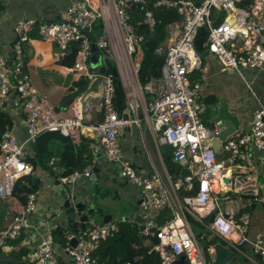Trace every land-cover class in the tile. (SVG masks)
I'll return each mask as SVG.
<instances>
[{"label": "built area", "instance_id": "obj_1", "mask_svg": "<svg viewBox=\"0 0 264 264\" xmlns=\"http://www.w3.org/2000/svg\"><path fill=\"white\" fill-rule=\"evenodd\" d=\"M93 1L74 2L56 22L21 19L15 26L11 58L0 56V107L5 108L10 102L13 109L22 112L27 130L25 141H18L9 129L0 143V199L10 200L18 210L11 224L0 232V254H9L14 248L11 243L33 228L30 217L38 211L37 190L26 193L24 199L17 193L19 181L37 178L28 161V149L42 134L59 132L76 146L81 145L83 136L91 139L92 154H102L116 164L121 178L140 190V208L145 213L142 236L153 242L147 254L152 264H175L181 257L186 264H212L216 259L215 240L241 256L246 264H264V231L255 239L250 236L253 212L260 207L264 209V196L257 193L248 200L240 197L254 181L255 151L260 154L264 168V106L253 113L244 134L221 143L224 160L219 159V146L215 143L219 142L221 131L208 128L201 119L207 110L200 91L208 67L195 47L199 30L206 27L209 36L205 50L217 59L223 72L242 75L244 69H264V0H253L247 8L238 6L241 0H100L97 4ZM132 6L145 10L149 6L175 9L181 17L180 22L170 25L169 43L163 52V83L156 86L151 81L143 87L149 94L144 110L157 143L171 147L174 162L181 170L190 172L189 176L180 175L171 181L174 195L160 176L140 175L123 156L119 136L127 126L139 121L125 120L117 109L115 78L92 74L88 68L95 43L102 59L115 64L128 99L125 109L136 114L138 92L142 88L135 57L143 37L137 34L136 20L129 14ZM145 12L143 24L153 30L154 12L150 9ZM215 12L224 16L221 22L215 19ZM99 21L103 34L96 41L94 29ZM34 34L58 46V61H65L72 48L78 49L75 63L67 64L64 70L74 78L89 81V89L65 112L37 90L27 70L25 45ZM193 72L199 73V77L192 81ZM94 99L99 100L103 118L87 124V113ZM240 165L244 168L243 182L236 187V179L227 172V167ZM91 173L88 168L64 181L74 184L81 177L90 178ZM213 210L215 219L209 223ZM164 211H169L171 217L160 223L158 218ZM192 220L206 229L205 237L195 234ZM117 232L118 227L112 222L81 232L77 245L67 250L72 264H101L96 253ZM75 237L72 234L68 238L70 245ZM202 240L206 241V247L201 245ZM28 256L30 264H61L52 233L35 242Z\"/></svg>", "mask_w": 264, "mask_h": 264}, {"label": "crops", "instance_id": "obj_2", "mask_svg": "<svg viewBox=\"0 0 264 264\" xmlns=\"http://www.w3.org/2000/svg\"><path fill=\"white\" fill-rule=\"evenodd\" d=\"M78 0H0V56L10 59L12 56V45L15 42V26L21 19L29 18L38 21L56 22L59 20L63 11ZM100 0L93 1L94 4ZM105 1V0H104ZM198 1V0H196ZM102 29V21L95 26V33ZM168 38L163 43L160 53H163L170 39V25L167 28ZM94 33V34H95ZM27 55V70L31 80L37 90L46 96L61 111L63 99L77 90L75 84L80 80L66 74L65 61H58L59 49L52 42L43 41L37 34H34L25 45ZM72 49L69 51L71 55ZM141 56L137 59L140 62ZM203 64L208 67L206 79L203 81L200 95L203 101L225 102L239 117V130L231 137H238L248 130L253 113L261 106H264V69H244L243 74L223 72L222 67L214 56L203 59ZM196 73L193 74V77ZM140 82V81H139ZM122 83V82H121ZM142 90L138 92L137 103L139 105L136 114L129 113V121L138 120V123H131L120 134V144L123 156L133 163L138 173L142 176L152 177L160 176L168 189L173 193L171 168L176 164L173 160L172 149L169 146L157 143V135L154 132L150 122L147 119L144 104L149 101V94ZM128 99L126 101V104ZM99 100L91 101V106L87 113L86 123L94 124L102 120V112L99 107ZM6 111L13 120V135L22 142L27 136L25 115L12 108L11 103L7 102ZM127 111L123 110V115ZM122 115V116H123ZM207 116V117H206ZM207 118V119H206ZM204 122L210 126L208 112H205ZM229 139V138H228ZM92 141V140H91ZM222 141L218 144V158L224 160V154L221 151ZM29 157H33V146L29 147ZM64 152V146L61 142L55 143V176L47 171L37 169L36 189L38 191V211L30 217L33 228L25 233V246L33 251L35 242H39L47 233H52L57 228H61L67 236L66 245L60 240L55 239V251L61 264H72L67 250L72 247L68 240L72 233L68 230V219L64 210L65 199L63 193L66 191L70 197H75L78 201H88L89 205L100 211V222L97 225H105L103 216L127 207V211L122 219L112 221L119 228L125 227L137 230L139 240L147 246V240L144 242L140 239L141 227L145 223V213L141 210L138 202L140 201V190L127 183L121 178L119 167L109 162L106 157H96L90 166L92 170L97 166L99 178L96 180L87 179L84 183H77L68 186L66 178L60 177V173L65 170L66 166L61 163L60 155ZM30 162V161H29ZM31 163V162H30ZM254 163L256 171L253 172L254 181H256L258 194L264 196V168L260 163V154L254 152ZM85 169V171H86ZM244 171L242 165L227 167V172L236 179ZM54 177V180H50ZM262 180V182H261ZM59 181V183H58ZM8 200L0 199V232L5 230L13 221L16 215V207L7 202ZM132 201L134 203H132ZM121 213V215H122ZM120 215V216H121ZM129 215H132L129 218ZM119 217V216H117ZM171 217L169 211H164L159 216L160 223L167 222ZM126 220H125V219ZM110 223V222H109ZM264 231V209L257 208L253 212L252 227L250 236L255 239ZM32 232H35L34 234ZM33 234L34 238H31ZM203 234V233H202ZM205 237V235H204ZM32 241L26 244V241ZM205 241V240H202ZM133 248L140 250L139 243L132 244ZM112 253L111 258L101 264H119L120 259L115 257L112 246H106ZM206 247V241L205 245ZM116 253H118L116 251ZM237 259V258H236ZM26 263L30 264V256L26 257ZM235 260V259H234ZM100 263V262H99ZM126 263V262H124ZM123 264V263H121ZM140 264H146L144 261ZM149 264H152L151 262Z\"/></svg>", "mask_w": 264, "mask_h": 264}, {"label": "trees", "instance_id": "obj_3", "mask_svg": "<svg viewBox=\"0 0 264 264\" xmlns=\"http://www.w3.org/2000/svg\"><path fill=\"white\" fill-rule=\"evenodd\" d=\"M253 0H241L238 3L240 8H247L251 5ZM133 8L129 14L136 20L137 34L143 37L140 50L138 54H141V60L139 62V81L145 86L151 81L161 79L162 77V66L164 63V54L160 53V49L164 42L168 38L167 28L169 25L180 22L181 17L178 15L175 9H159L149 6L146 10H152L154 12L156 25L153 30L143 24V17L145 15V9H141L139 6H132ZM221 12H215V19L218 22L223 20ZM193 72L191 75V80H196L199 77V73H196L193 77ZM116 84V98L115 104L117 109L120 112L126 108V95L122 86V83L119 78H115ZM76 88H83L84 90L89 89V81L82 78L76 84ZM13 120L11 116L0 108V143L2 140V135L9 129H12ZM61 142L64 146V152L60 155L61 163L66 166L65 170L62 171L59 175L62 178H68L74 173L79 172L83 173L85 169L93 163L95 155L92 154L90 150L91 139L82 137V142L80 146L73 144L71 139L62 136L59 132H47L42 134L36 141L33 146V157H28V161L32 163L34 168L42 169L47 171L49 174L55 176V143ZM181 175L180 167L175 164L171 168V178L173 181H176L177 178ZM37 183L36 179L23 178L18 183L17 192L23 195V199L26 193L31 192L36 189ZM10 203L11 201L8 200ZM7 201V202H8ZM8 202V203H9ZM16 212L18 210L16 209ZM137 230L129 228H119L118 232L114 237L109 238L101 244L99 250L96 253V256L99 259L100 263H104L108 256L112 255L109 249L106 246H112L114 256L118 257L120 261L119 264L124 262H129L130 264H140L143 261L146 264L152 262V259L147 256L149 247H146L145 243L143 244L138 236ZM53 237L58 241L60 240L63 244L67 243V236L64 235L61 228H57L52 232ZM25 235L21 236L16 241L12 242L13 250L9 253L14 259H16L21 264L26 263V257L31 252L29 248L24 245ZM139 243L140 250L133 248L132 244ZM116 251L118 253H116ZM111 258V256H110ZM106 259V260H105ZM0 264H9V263H0ZM110 264V262L108 263Z\"/></svg>", "mask_w": 264, "mask_h": 264}, {"label": "water", "instance_id": "obj_4", "mask_svg": "<svg viewBox=\"0 0 264 264\" xmlns=\"http://www.w3.org/2000/svg\"><path fill=\"white\" fill-rule=\"evenodd\" d=\"M199 1V0H198ZM103 34V30L100 29L95 33L94 37L97 41L101 35ZM209 31L206 27H203L199 30L196 41H195V47L198 52L202 54L203 58L209 57V51L205 50V43L208 39ZM78 54V49L76 47L72 48L71 55H68L65 59V62L68 65H73L75 63V59ZM105 64V66H104ZM89 70L92 74H98L101 76H109L112 75L114 78H118L117 70L115 69V64L110 60H103L101 53L98 51L95 43L92 45V56L90 58V62L88 65ZM163 81L161 79L155 80L154 84L158 86L159 84H162ZM86 90L83 88H78L77 90L73 91L69 95H67L62 103H61V111L65 112L69 108V106L81 95L85 94ZM157 95H159V92H156ZM208 112V119L210 126L217 128L221 131L219 141L225 142L228 138H230L234 133H236L239 130V117L229 108L226 107L225 102H210L207 105ZM123 118L125 120L129 119V111H125ZM98 142L101 141V138L97 140ZM215 146L217 147V142L215 143ZM96 157H102V154L96 155ZM99 168L96 166L91 173L90 178L81 177L78 179L77 183H84L87 179L90 180H96L99 178ZM181 175L183 176H189L190 172L186 169L181 170ZM50 180H54V177H50ZM229 181V180H228ZM41 182L39 179H36V183ZM243 182V175L239 174L236 178V187H240L241 183ZM59 183V181H58ZM60 184V183H59ZM69 187L73 184L68 183ZM257 194V185L256 181H252L249 183L244 191L240 194V197L243 199H251L253 196ZM63 198L66 200L64 203V210L67 215L68 219V230L76 235V237L71 241V246L75 247L78 243L77 239L81 232L87 231L89 228H91L94 225L99 224L100 222V211L98 209H94L92 206L89 205L88 201H78V199L75 197V199L70 197L69 193L66 191L62 194ZM132 203H134L132 201ZM138 204H141V201L138 202ZM122 209H118L117 211L114 210V212L110 214H106L103 216V223L108 224L109 222L114 221L115 216H120L122 213ZM216 213V210H213L212 214L209 216V223H213ZM132 215H129V218H131ZM125 219V218H124ZM126 220V219H125ZM144 226L141 227V235L140 239L144 242V238L142 236V230ZM153 245L152 241L147 242V246L150 247ZM215 250H216V259L212 264H231L234 259L237 258V254L231 251L230 249L223 246L221 242L218 240L214 241ZM0 263H9V264H21L16 259H14L9 254H0ZM175 264H186L185 258L181 257L178 259Z\"/></svg>", "mask_w": 264, "mask_h": 264}, {"label": "rangeland", "instance_id": "obj_5", "mask_svg": "<svg viewBox=\"0 0 264 264\" xmlns=\"http://www.w3.org/2000/svg\"><path fill=\"white\" fill-rule=\"evenodd\" d=\"M140 56H141V54L139 53L138 56L135 57L136 60H137V58L139 59ZM204 118H205V114H203L201 116V119H202L203 122H204ZM204 124L207 127H209L205 122H204ZM261 182H262V180H261ZM34 190H37V189H34ZM126 211H127V207H124V211H123L122 215L119 216V217L115 216V219L114 220L117 221L119 219H122V216H124V214L126 213ZM206 222L208 223V220H206ZM192 228H193V230H194V232H195V234L197 236L202 235V233L205 235V233H206V229L204 227H202L201 225H199L197 222L193 221V220H192ZM201 245L204 246L205 245V241H202ZM231 264H246V263H245L244 259L241 256H238L237 259H235Z\"/></svg>", "mask_w": 264, "mask_h": 264}]
</instances>
